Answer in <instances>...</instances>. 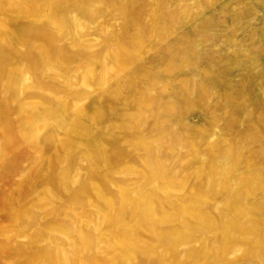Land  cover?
Wrapping results in <instances>:
<instances>
[{
	"label": "rangeland",
	"instance_id": "obj_1",
	"mask_svg": "<svg viewBox=\"0 0 264 264\" xmlns=\"http://www.w3.org/2000/svg\"><path fill=\"white\" fill-rule=\"evenodd\" d=\"M0 264H264V0H0Z\"/></svg>",
	"mask_w": 264,
	"mask_h": 264
}]
</instances>
